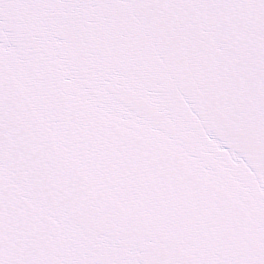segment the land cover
Masks as SVG:
<instances>
[{"label":"snow or ice","instance_id":"snow-or-ice-1","mask_svg":"<svg viewBox=\"0 0 264 264\" xmlns=\"http://www.w3.org/2000/svg\"><path fill=\"white\" fill-rule=\"evenodd\" d=\"M0 264H264V0H0Z\"/></svg>","mask_w":264,"mask_h":264}]
</instances>
